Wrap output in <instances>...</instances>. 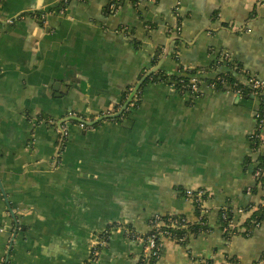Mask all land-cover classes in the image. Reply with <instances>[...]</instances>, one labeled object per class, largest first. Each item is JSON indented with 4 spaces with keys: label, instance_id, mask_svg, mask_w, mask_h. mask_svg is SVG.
I'll use <instances>...</instances> for the list:
<instances>
[{
    "label": "crops",
    "instance_id": "obj_1",
    "mask_svg": "<svg viewBox=\"0 0 264 264\" xmlns=\"http://www.w3.org/2000/svg\"><path fill=\"white\" fill-rule=\"evenodd\" d=\"M110 2L68 0L64 11L60 0L2 3L0 264H138L144 243L116 229L143 237L152 217L194 220L177 188L207 193L211 232L186 246L163 238L156 264H264V222L224 239L217 218L226 206L264 203L263 190L250 192L254 166L243 167L257 98L203 86L188 105L148 84L128 118L91 130L67 121L118 112L158 65L175 73V42L185 68L205 71L222 53L264 81V0H119L108 12Z\"/></svg>",
    "mask_w": 264,
    "mask_h": 264
},
{
    "label": "trees",
    "instance_id": "obj_2",
    "mask_svg": "<svg viewBox=\"0 0 264 264\" xmlns=\"http://www.w3.org/2000/svg\"><path fill=\"white\" fill-rule=\"evenodd\" d=\"M131 1L135 2V0ZM110 3L113 4V7H110L108 12L115 11L120 4L119 0H112ZM59 4L60 9H65L68 4V0H60ZM250 19L251 18L248 20ZM222 26L225 29H231V26L228 24H222ZM178 44L179 42H175L174 49L171 52V56L177 65L176 72L166 73L160 70L152 72L142 82L138 92L118 117L104 119L102 121L119 122L120 120L128 118L133 108H136L140 102L139 95L141 90L148 84H161L173 88L179 95L183 97L185 96V102L188 105L193 104L195 100L203 98L206 95V93H204L202 90L203 86L210 88L212 92L230 93L247 99L255 97L258 99V107L254 112L255 124L252 132L247 136L250 154L244 159L243 167L247 169L249 166H254L253 175L255 177V187L251 188L250 192H255L258 188L264 191V81H261L257 77L250 75V73L248 74L242 69H236L235 64L231 62V59H225V55L222 53L218 54L215 63L211 67L206 68L205 71H203V69L185 68L180 64L178 59L176 50L178 48ZM222 56L224 60H222ZM157 57L158 55L155 53L152 61L153 64L156 63ZM221 65H226L225 68L227 70H232V72L220 71L219 68ZM207 73H214V75L212 74L211 76H207ZM235 74H237L240 78L238 79ZM141 78L142 77H140L139 80ZM193 78H196L194 83L191 82ZM249 80H255L259 83L262 82V84L260 83L258 88H253ZM130 92V89H127L124 93V96ZM176 192L180 197L189 198V200L192 202V215L195 219L191 221L185 214H172L152 217L148 222L149 232L143 237L153 234L155 235L156 243L161 244V240L163 238H167L168 240L177 244L186 246L191 239H196L211 232V228L208 224L209 211L205 212L201 206L204 200L208 198L207 193L201 191L202 194L200 196V201L197 202L195 196L197 191H192L191 196L188 194L187 190L181 188H177ZM250 211H252L250 217L244 219L240 224L239 222L244 217V214ZM156 217L157 219H155ZM217 218L219 229L221 230L222 237L224 239H229L235 235L249 237L253 230L257 228L258 225H261L262 222H264V203L254 209L252 207L234 209L232 207L226 206L217 211ZM155 220L161 222L162 226L158 229L152 230L151 228L150 230V222ZM122 228V233L124 235L127 233V231H129L132 235H137L134 233L130 225L123 226ZM240 229H243V232H241ZM160 252L161 247L156 257H148L144 261H140L142 258L141 256L138 264H156L157 260L159 259Z\"/></svg>",
    "mask_w": 264,
    "mask_h": 264
},
{
    "label": "built area",
    "instance_id": "obj_3",
    "mask_svg": "<svg viewBox=\"0 0 264 264\" xmlns=\"http://www.w3.org/2000/svg\"><path fill=\"white\" fill-rule=\"evenodd\" d=\"M4 0H0V11H1V5L3 3ZM63 1H66V0H63ZM112 1V0H111ZM110 7H113V4L111 3ZM64 11V9H63ZM2 21V18H1V15H0V22ZM9 23H12V20H8ZM225 59H228L229 58V55H225L224 56ZM196 78H193L191 80L192 83H194V81ZM249 82H251V85L253 88H258V86L260 85V83L262 84V82H258V81H255V80H249ZM234 95V94H233ZM236 96V95H234ZM237 97H240V96H237ZM78 126L81 128V129H88V130H91L93 129V126H87L83 123H78ZM61 134H63V130H59ZM192 192V191H191ZM191 192H188V194L191 196ZM202 192L201 191H197L195 196H196V201H200V196H201ZM157 219V217L155 218ZM162 226V223L155 220L153 222H150V230L152 228L153 229H158L159 227ZM259 227V225L257 226ZM116 231H123L121 228H117ZM127 234L129 236H131L132 238L134 239H137V240H141L143 243H144V250H143V255H142V258L140 261H144L146 258L148 257H156L158 255V252L160 250V247H161V244L160 243H156V238H155V235L153 234H150L148 235L147 237H140L138 235H132L129 231H127ZM104 245V241H101L99 239L97 240H94L93 242L90 243V249H91V254H92V260L93 261H96L97 258L99 257L100 255V249L102 248V246ZM139 264H143V263H139Z\"/></svg>",
    "mask_w": 264,
    "mask_h": 264
},
{
    "label": "water",
    "instance_id": "obj_4",
    "mask_svg": "<svg viewBox=\"0 0 264 264\" xmlns=\"http://www.w3.org/2000/svg\"><path fill=\"white\" fill-rule=\"evenodd\" d=\"M167 51H168V48H167L165 54L167 53ZM157 70H159V65H158L157 67L151 69V70H150V71H149L144 77H142V79H141L140 81H138V82L135 84V86L133 87V89H132L131 92L129 93V96H128V98H127L126 103L121 107V109H120L118 112L113 113V114H110V115H107V116L100 117V118H98V119H96V120H94V121H91V122H84L83 120L78 119V118H76V117H70V118L67 119V121L81 122V123H83V124H85V125H87V126H94L95 124L99 123L100 121H102V120H104V119H109V118H116V117H118V116L122 113V111L128 106V104L131 102V100L133 99V97L135 96V94L138 92V90H139V88H140L142 82H143V81H144V80H145V79H146V78H147L152 72H155V71H157ZM59 125H60V124H57L56 127H59Z\"/></svg>",
    "mask_w": 264,
    "mask_h": 264
},
{
    "label": "rangeland",
    "instance_id": "obj_5",
    "mask_svg": "<svg viewBox=\"0 0 264 264\" xmlns=\"http://www.w3.org/2000/svg\"><path fill=\"white\" fill-rule=\"evenodd\" d=\"M173 89V88H172ZM110 113V112H109ZM98 118H100V117H97V118H95V119H93V120H96V119H98ZM79 119V118H78ZM81 120H83V119H81ZM92 120V121H93ZM84 121V120H83ZM70 122H72V121H70ZM84 122H86V121H84ZM78 123H81V122H78ZM86 130H88V129H86Z\"/></svg>",
    "mask_w": 264,
    "mask_h": 264
}]
</instances>
